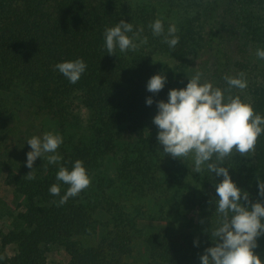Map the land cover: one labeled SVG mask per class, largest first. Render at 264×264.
<instances>
[{
  "label": "trees",
  "instance_id": "16d2710c",
  "mask_svg": "<svg viewBox=\"0 0 264 264\" xmlns=\"http://www.w3.org/2000/svg\"><path fill=\"white\" fill-rule=\"evenodd\" d=\"M121 19L133 24L129 36L142 29L137 44L144 37L147 43L109 55L104 32ZM156 19L164 35L170 25L177 27L175 48L163 42L164 35H153ZM258 48L264 49V0H0V122L18 110L21 98L61 129L74 98L90 112L87 135L69 148L60 146L57 164L42 156L29 169L20 158L12 169L8 159L17 146H6L0 135V174L9 169L5 183L14 190L12 203L23 208L9 214L10 228L0 231V264H47L50 245L65 250L67 264H200L204 250L214 246L211 232L220 217L209 201L218 199L215 185L223 177L206 165L193 172L187 160L163 152L151 126L156 101L167 102L170 89L186 87L198 72L196 62L210 58L205 62L214 63L213 72L201 76V83L219 87L226 98L239 96L264 116ZM155 55L186 67L189 77L167 75ZM77 58L87 68L72 84L54 66ZM157 73L166 74L167 83L154 95L146 85ZM240 73L247 81L243 90L225 79ZM17 99V106L9 104ZM76 160L83 161L91 184L59 205L69 185L56 180L57 172L62 166L70 171ZM221 166L252 202L264 199L257 182L264 180V134L254 151L234 153ZM30 171L35 179H27ZM53 184L60 185V196L50 194ZM155 217L164 224L149 233L142 221ZM138 244L144 261L133 256ZM258 244L254 252L264 261V236Z\"/></svg>",
  "mask_w": 264,
  "mask_h": 264
},
{
  "label": "clouds",
  "instance_id": "9594fccd",
  "mask_svg": "<svg viewBox=\"0 0 264 264\" xmlns=\"http://www.w3.org/2000/svg\"><path fill=\"white\" fill-rule=\"evenodd\" d=\"M154 36L164 35V24L156 19L151 25ZM133 33V24L121 19L114 27L105 29L104 41L107 53L115 55L117 48L121 53L128 50L135 51L141 44L147 43V37L140 40L139 32ZM175 24L168 27L164 35V43L175 48L179 43V36ZM256 55L264 60V49L258 48ZM34 58V57H33ZM55 69L63 74L72 84H76L85 73L87 64L82 58L57 63ZM202 73L197 72L189 79L186 87L170 89L167 102L156 101L157 114L153 117V124L157 127V142L163 146V152L172 158L189 157L194 159V172L201 173L206 165L210 173L223 177L215 185L218 199H211L209 204H215V213L220 217L218 227L211 232L214 246L204 250L199 257L200 264H264L259 254L254 252L258 238L264 236V199L252 202L250 194L232 180L229 168L221 166L225 158L234 153L247 156L254 151L258 137L264 134V116L255 113L251 103L241 100L239 96L228 97L219 87L210 82L201 83ZM230 87L245 89L247 81L244 73L238 77H226ZM167 83V75L154 74L147 81V91L158 94ZM154 103L152 97L146 99V104ZM63 143L60 134L47 132L43 137L33 136L27 144L31 151L27 153L26 166L33 169L38 157L47 156L49 164H57L62 157L57 149ZM30 171L26 177L35 179ZM56 180L69 185L67 191L59 200V205L67 203L71 197L78 196L91 184V178L83 164L76 160L69 171L60 167ZM258 195L264 198V180L257 177ZM51 195L60 196L59 184L49 188ZM200 223H204L203 220ZM199 246V240H194ZM3 259V257H0Z\"/></svg>",
  "mask_w": 264,
  "mask_h": 264
},
{
  "label": "rangeland",
  "instance_id": "374dc122",
  "mask_svg": "<svg viewBox=\"0 0 264 264\" xmlns=\"http://www.w3.org/2000/svg\"><path fill=\"white\" fill-rule=\"evenodd\" d=\"M159 61L163 71L171 77L181 78L185 80L189 77V72L186 67L180 66L175 60L168 58L163 55H155ZM210 59V58H209ZM197 61V71L202 73V76H210L214 69V63L212 61ZM20 102L19 99L10 101L9 104H17ZM28 100L21 98L18 110L14 114L9 113L4 116L0 122V135L3 139V144L6 146L14 145L17 146L15 151L12 153V157L9 161V166L15 168V161L20 158L27 159V153L31 151L27 141L33 136L43 137L47 132L54 134H60L63 137V143L60 145L65 148H69L72 143L80 138L87 135L88 118L90 115L89 110L81 103V100L77 97L73 99L71 107L69 109L68 121L64 128H59L58 122L51 120L42 113L36 112ZM153 121V120H152ZM152 127H156L153 122ZM29 150H27V149ZM57 154V153H55ZM51 153L44 154L47 158ZM183 160L189 162L191 170L194 172V159L190 155L189 157H182ZM7 161V162H8ZM14 163V164H13ZM9 169L6 167L0 174V231L7 232L10 228V215L22 211V206L16 207L12 200L14 199L13 188L5 183L6 176L8 175ZM142 223L146 226L149 233L157 232L160 227L164 224L163 221L157 217L143 220ZM87 241L92 242V238L83 240V243ZM9 252H11L9 250ZM47 264H67L69 261V255L65 250L57 245L48 246L45 253ZM134 258L138 261H144L146 255L143 247L138 244L134 246Z\"/></svg>",
  "mask_w": 264,
  "mask_h": 264
}]
</instances>
